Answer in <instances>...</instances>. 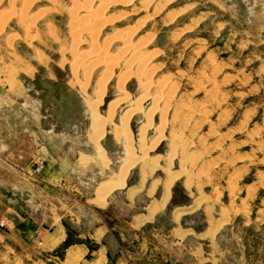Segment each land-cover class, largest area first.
<instances>
[{
  "label": "rangeland",
  "instance_id": "rangeland-1",
  "mask_svg": "<svg viewBox=\"0 0 264 264\" xmlns=\"http://www.w3.org/2000/svg\"><path fill=\"white\" fill-rule=\"evenodd\" d=\"M73 1L0 0V165L1 154L9 155L10 166L19 163L25 168V179L39 175L41 170L35 172L34 167L43 164V150L39 152L42 164L32 165L36 146L31 141L38 130L40 137L56 143L57 153L69 151L73 161L78 152L87 154L91 147L88 114L74 112L80 123L71 125L59 106L66 90L78 91L88 101L95 99L96 82L105 65L84 69L87 61L79 63V57L92 51L95 39L100 54L118 62L99 113L105 115L109 102L125 94L129 99L116 113L136 100L143 110L129 122L135 153L143 161L130 169L110 206L98 209L110 228L105 241L110 258L129 242L120 236L130 237L124 220L144 211L145 188H155L151 196L163 190L170 195L171 205H195L197 211L188 222L197 230L212 227L216 219L227 222L217 233L220 245L229 251L230 264H240L241 259L243 264H264V2L259 0L254 12L243 14L236 0H92L90 9L76 12L77 19L82 15L85 22L94 12L103 11L105 21L109 17L111 23L95 26L93 34H82L84 42L74 48L69 18ZM109 38L113 40L105 44ZM122 76L126 82L121 93L115 85ZM147 78L150 83L144 96L141 85ZM82 106L86 107L83 100ZM115 123L116 119L107 123L101 144L115 142ZM142 124L147 128L141 143ZM114 152H107L106 166L93 155L80 157L86 172L74 178L85 189L75 191V196L61 194L59 202L75 204L90 198L117 171L119 159H113ZM11 169L2 176L13 182L18 175ZM127 186L143 190L132 208L125 205L122 193ZM32 193L0 182V264H65L62 245L41 252L36 248L38 230L31 240L18 227L15 212L24 217L33 209ZM39 198L43 215L47 201ZM49 201L58 204L50 197ZM101 201L97 197L96 202ZM171 205L164 211L162 224ZM62 223L71 242L83 243L90 251L99 246L76 237L67 217Z\"/></svg>",
  "mask_w": 264,
  "mask_h": 264
},
{
  "label": "crops",
  "instance_id": "crops-1",
  "mask_svg": "<svg viewBox=\"0 0 264 264\" xmlns=\"http://www.w3.org/2000/svg\"><path fill=\"white\" fill-rule=\"evenodd\" d=\"M262 1L264 2V0ZM236 3L241 13L248 14L258 5L259 0H236ZM35 72L32 73L31 78L36 76ZM2 92V88H0V93L2 94ZM70 92H73V90L63 92L62 104H60L59 108L65 110L67 118H71L68 122L72 125L70 120L73 117H71L69 110L72 109L73 101L76 98ZM79 94L84 97L82 93ZM71 104L72 106H70ZM35 108H32L34 115L36 113ZM71 111L73 112V109ZM31 141L36 146L32 153V165L42 164L39 161L41 159L39 152L43 150L42 154L45 160L39 168V171L41 170L39 175L33 177L28 176V179H25V168L23 166L20 167L17 162L15 167L10 166L8 164L9 155L4 156L1 154L0 182L6 188H16L17 190L26 189L33 192V209L27 211L24 217L18 211L15 214L20 221L18 225L19 229L23 228L24 238L30 237L28 239L32 240L35 231H40L39 242L36 244V248L39 251L51 252L63 244L68 234L66 227L62 223V218L67 217V220L73 226L72 228L76 229V237L88 239L91 242L97 243L99 246L90 251L85 244L72 242L63 248V258L61 260L65 264L231 263L227 260L229 251L220 245L217 233L219 228L222 227V224L227 222L216 219L212 227L206 226L203 230H197L193 224L188 222V218L192 217L197 211L195 205H171L170 195L164 196L163 190H161L158 196H151L154 189L150 188H145L146 192L143 193L148 196V202H146L143 208L144 211L134 212L131 214L129 220H124L125 224L123 226L130 237L127 238L123 233H120V236L123 240L129 239L128 244L118 250L119 254L111 259L110 247L105 243L108 233H110V228L104 222V218L98 209H105L110 206L112 198L116 193H120L118 190L121 188L112 191L114 192L113 195L109 199H107V196L105 202L101 201L98 203L94 201L95 198L97 199V189L95 191L93 190V195L90 198L84 199L81 203L68 204L67 201L59 202L61 194L75 196L76 192L85 189L82 185L83 183L75 180L74 175H82L86 172L85 168L79 164V158L90 156V152L88 151L87 154H80L78 152L73 161L69 151L57 153L56 143L40 137L39 130L36 131ZM10 168H12L11 173L18 175L16 181L11 182L2 176L3 174L6 175L9 173ZM27 172H31V167L27 166ZM142 191V188L132 189L127 186L125 191H122L125 205L132 208L136 200L143 195ZM41 196L47 201V205L43 206L48 210L43 215L39 208L42 206L41 198H39ZM49 197L56 199L58 204L49 201ZM169 205H171V209L168 215H166L167 222L162 224L161 219L165 216L164 211ZM60 210L63 212H59ZM88 253L91 255L90 258L86 257ZM240 264H243L242 259Z\"/></svg>",
  "mask_w": 264,
  "mask_h": 264
},
{
  "label": "bare ground",
  "instance_id": "bare-ground-1",
  "mask_svg": "<svg viewBox=\"0 0 264 264\" xmlns=\"http://www.w3.org/2000/svg\"><path fill=\"white\" fill-rule=\"evenodd\" d=\"M73 2H74L73 9L74 8L75 9H74V11H73V9H70L72 11H70L71 13L69 14V18H70V22H71L70 25L72 27V29L70 28V30L72 31V46L74 48H76L77 46L79 47V45L84 42L83 39L81 38V35L82 34H87V33L93 34V31L95 30V26H101L102 27V25H106L108 22H110L111 21V18L108 21V18L109 17H106L107 20L105 21L104 16H103V11L102 12L99 11L97 13L94 12L93 15H92V17L90 19H88L87 21H85V22H83V20H81L82 19V15H81V19L78 20L77 19L76 12L78 10L81 11V10H87L88 8L90 9L92 0H74ZM24 13H25V11H24ZM131 13H132V11H131ZM84 14H86V13H84ZM37 15H36V17H37ZM103 19H104V21H103ZM113 19H114V17H113ZM50 32L52 33V30H50ZM118 35H116L115 38H117ZM82 37H83V35H82ZM112 40H113V38H111V39L109 38L107 41H105V44H108ZM91 44H92L91 45L92 46V51L90 53H88V52H86L85 54L82 53L84 55L81 56V57H79L80 58L79 59V63H82L83 64V61L84 60L87 61L86 64H83V68L84 69H86V68L89 69V68L94 67L96 65L104 64L106 70H105L104 73L102 72L103 73L102 74V77H100V78L98 77L97 82L95 81L96 82V90H95V93H94L95 94V99L93 98L92 101H88L86 98H84L78 92L77 93L76 92L75 93L73 92L74 97L76 99H74V101H73V106H72L73 112L71 111V117H73L74 112L83 113L85 111L88 114V118H89V129L87 131V140H89V142L91 143V147H89L88 150L90 152L89 153L90 155H93V156L96 157V159L98 160L96 162H98V164H100L101 166H106L108 164V162H109V158H108L107 151L104 149L103 144H101V140H102V138H103V136L105 134V131H106V125H107L108 122H111V119H116L118 121V123H115L113 125L112 132H113V137L115 138V142L113 144L115 145V148H116V150L114 152L113 159H115V160L116 159L117 160L119 159V166L117 168V171L114 172L113 174H111L107 181L106 180L105 181H102V183L98 186V188L96 187V189H97L96 190V195H97L98 199H101V200H103V202H105V199L109 195L110 192H112L115 189H120V188H122V187L125 186L124 184H125V181H126V176H127L128 172L130 171V169H132V167L134 166V164L136 162H138L139 160H141V159L143 161V157L138 156L135 153L134 146H133L132 131H131L130 124H129L131 116H133V115H139L140 112L143 111V110H142L141 102L139 100H136L135 102L132 103L133 105L131 107H129L127 110L125 109L124 112H122L121 114L116 113V108L121 103H125L126 101H128L127 99H129V95L128 94H125L122 97L116 98L117 100L114 99V101H110L109 102V104L107 106V110H106V114L105 115H102V114L99 113L98 110H99V106L103 102V96H104L105 91H106V84H107V82L109 80L110 75L112 74L113 68L117 65L118 62L115 59H113L112 57H107L108 55L107 56H105V54L101 55L100 54V51H99V48H98L99 46L97 47V44H96V40L95 39L91 41ZM74 52H72V55H74ZM144 52H146V51H144ZM132 54L134 56V53H132ZM75 59L76 58H74V60ZM116 59H119V58H116ZM61 61L63 62V60H61ZM126 68H128V67H126ZM76 69L77 68H75V70ZM81 69H82V67H81ZM75 72H73V73H75ZM87 74H88V76L87 75L86 76L87 77H90V75H89L90 73H87ZM84 77H85V75H84ZM137 78H138V76H137ZM86 79H88V78H86ZM125 80H126V77H123V76L122 77H119L116 80V85L115 86H116V89L118 90V92H121L122 93L124 91V82H126ZM86 81H88V80H86ZM81 83H83V82H81ZM149 83H150V81L147 78L146 79V83H144L143 85L140 84L141 87L143 88L142 95H144V96H147L148 95V93H147L148 87L147 86L149 85ZM80 85L82 86V88L85 87L83 84H80ZM160 93L161 92H159L158 95H157L159 98L161 97V94ZM81 100H83L85 102L86 107L85 106H82V101ZM148 114H146V120H147L146 122H150L151 121V117H149ZM74 122L77 125H79V123H80L78 120H76L73 117L71 123L73 124ZM145 128H147L146 127V124H142L141 127H140L139 139H140L141 143L144 141V137H145V133H146V129ZM173 138H175V137H173ZM177 138H178V136H177ZM172 141L174 142L173 139H172ZM178 141H177V143H178ZM153 146H154V144H153ZM153 146L151 147V145H150L151 148H153ZM146 151L147 150H145V148H144V152H146ZM144 152H143V155H144ZM111 160H112V158H110V161ZM166 187H168V186H166ZM167 189L169 190V187ZM165 192H167V191H165ZM95 201H97L96 198H95Z\"/></svg>",
  "mask_w": 264,
  "mask_h": 264
},
{
  "label": "water",
  "instance_id": "water-1",
  "mask_svg": "<svg viewBox=\"0 0 264 264\" xmlns=\"http://www.w3.org/2000/svg\"><path fill=\"white\" fill-rule=\"evenodd\" d=\"M73 94V93H72ZM74 95V94H73ZM104 149L111 153L114 152L116 150L115 145L113 143H106L105 145H103ZM89 151V150H88Z\"/></svg>",
  "mask_w": 264,
  "mask_h": 264
},
{
  "label": "trees",
  "instance_id": "trees-1",
  "mask_svg": "<svg viewBox=\"0 0 264 264\" xmlns=\"http://www.w3.org/2000/svg\"><path fill=\"white\" fill-rule=\"evenodd\" d=\"M72 242L69 240V236H67V238L65 239V241L62 244V248L67 247L69 244H71Z\"/></svg>",
  "mask_w": 264,
  "mask_h": 264
},
{
  "label": "flooded vegetation",
  "instance_id": "flooded-vegetation-1",
  "mask_svg": "<svg viewBox=\"0 0 264 264\" xmlns=\"http://www.w3.org/2000/svg\"><path fill=\"white\" fill-rule=\"evenodd\" d=\"M71 94L73 93V92H70ZM70 106H72V104L70 105ZM72 110V109H71ZM71 110H69V113H71ZM62 113H63V117H64V120L66 121V122H68V120L69 119H71V118H67V116H66V112H65V110L63 109L62 110ZM70 121H72V120H70ZM69 123V122H68Z\"/></svg>",
  "mask_w": 264,
  "mask_h": 264
},
{
  "label": "built area",
  "instance_id": "built-area-1",
  "mask_svg": "<svg viewBox=\"0 0 264 264\" xmlns=\"http://www.w3.org/2000/svg\"><path fill=\"white\" fill-rule=\"evenodd\" d=\"M34 171H35V172L39 171V166L34 167ZM39 233H40V231L38 230V231L36 232V238H37V239L39 238Z\"/></svg>",
  "mask_w": 264,
  "mask_h": 264
}]
</instances>
